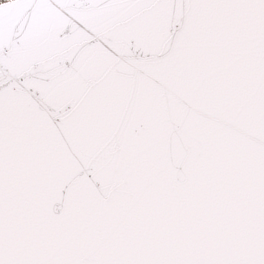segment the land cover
I'll return each mask as SVG.
<instances>
[{"label": "snow or ice", "instance_id": "1", "mask_svg": "<svg viewBox=\"0 0 264 264\" xmlns=\"http://www.w3.org/2000/svg\"><path fill=\"white\" fill-rule=\"evenodd\" d=\"M0 264H264V0H0Z\"/></svg>", "mask_w": 264, "mask_h": 264}]
</instances>
